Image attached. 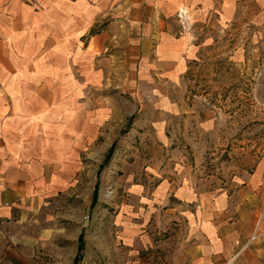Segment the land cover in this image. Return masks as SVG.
I'll return each mask as SVG.
<instances>
[{"label": "crops", "instance_id": "crops-1", "mask_svg": "<svg viewBox=\"0 0 264 264\" xmlns=\"http://www.w3.org/2000/svg\"><path fill=\"white\" fill-rule=\"evenodd\" d=\"M247 14L264 23V0H0V219L68 188L99 135L105 110L76 96L72 62L95 85L96 55L119 46L138 74L130 98L165 109L191 54ZM160 157L145 181L124 177L116 264H264L263 167L216 188Z\"/></svg>", "mask_w": 264, "mask_h": 264}, {"label": "rangeland", "instance_id": "rangeland-1", "mask_svg": "<svg viewBox=\"0 0 264 264\" xmlns=\"http://www.w3.org/2000/svg\"><path fill=\"white\" fill-rule=\"evenodd\" d=\"M119 48L106 46L96 55L102 77L95 85L82 83L72 62L76 96L103 107L104 121L68 188L34 210L0 219V264H72L80 233L77 264H116L124 177L130 172L145 181L148 156H161L163 167H185L195 181L216 188L240 171L264 169V23L247 14L216 30L166 85L165 109L130 98L138 74Z\"/></svg>", "mask_w": 264, "mask_h": 264}, {"label": "trees", "instance_id": "trees-1", "mask_svg": "<svg viewBox=\"0 0 264 264\" xmlns=\"http://www.w3.org/2000/svg\"><path fill=\"white\" fill-rule=\"evenodd\" d=\"M112 147H113V145L110 147L106 159H108V157H109V155H110V153H111V151L113 149ZM95 196H96V192L94 191V198H95ZM82 236H83L82 233H80L79 236H78V252H77L76 256L74 257V260H73L72 264H77V261L79 260V258L81 256L80 251H81L82 239H83Z\"/></svg>", "mask_w": 264, "mask_h": 264}, {"label": "built area", "instance_id": "built-area-1", "mask_svg": "<svg viewBox=\"0 0 264 264\" xmlns=\"http://www.w3.org/2000/svg\"><path fill=\"white\" fill-rule=\"evenodd\" d=\"M260 221H261V215H259L256 219V223H255V226H254V230H253V233L250 235L249 239H248V243L253 240L255 238V234L259 228V225H260Z\"/></svg>", "mask_w": 264, "mask_h": 264}]
</instances>
